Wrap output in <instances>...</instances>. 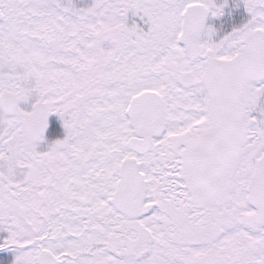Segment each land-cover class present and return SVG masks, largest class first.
Wrapping results in <instances>:
<instances>
[{
    "label": "snow or ice",
    "instance_id": "obj_1",
    "mask_svg": "<svg viewBox=\"0 0 264 264\" xmlns=\"http://www.w3.org/2000/svg\"><path fill=\"white\" fill-rule=\"evenodd\" d=\"M0 264H264V0H0Z\"/></svg>",
    "mask_w": 264,
    "mask_h": 264
}]
</instances>
